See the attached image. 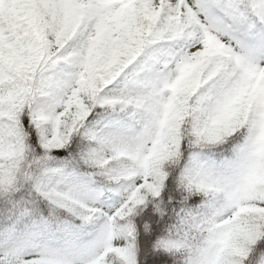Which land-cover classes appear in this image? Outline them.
I'll use <instances>...</instances> for the list:
<instances>
[{
	"label": "snow or ice",
	"instance_id": "obj_1",
	"mask_svg": "<svg viewBox=\"0 0 264 264\" xmlns=\"http://www.w3.org/2000/svg\"><path fill=\"white\" fill-rule=\"evenodd\" d=\"M0 264H264V0H0Z\"/></svg>",
	"mask_w": 264,
	"mask_h": 264
}]
</instances>
